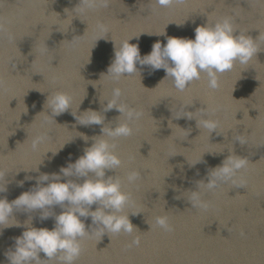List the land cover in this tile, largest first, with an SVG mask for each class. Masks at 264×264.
Here are the masks:
<instances>
[{
    "label": "water",
    "instance_id": "water-1",
    "mask_svg": "<svg viewBox=\"0 0 264 264\" xmlns=\"http://www.w3.org/2000/svg\"><path fill=\"white\" fill-rule=\"evenodd\" d=\"M78 3L0 0V22L6 29L0 35V170L5 174L0 187L5 184L7 188L0 198L11 202L34 187L38 175L59 174L61 167L83 155L92 137L102 134L101 127L124 122V117L116 120L120 113L115 108L103 111L113 88H120V103L143 115L132 125L133 135L109 141L116 144L122 165L115 172L106 171V178L119 177L122 190L131 194L124 214H130L138 231L105 235L102 240L95 236L84 239L75 264H194L264 193V40H256L259 52L247 65L236 64L220 76L215 91L202 76L178 92L171 80L162 81V69L152 71L139 64L140 76L133 74L119 82L100 75L106 74L114 59V44L118 47L133 38L129 43L137 44L143 57L157 40L162 46L166 43L165 36H158L166 26V36L194 39L196 26L227 16L238 32L255 40L264 35V3L185 0L160 8L152 0H111L107 8L84 14L73 10ZM98 22L107 26L106 35L97 28ZM57 92L68 94L71 104L68 111L51 119L44 103ZM198 109H207L204 118L218 121L216 132L198 129L195 120L177 119L187 112L200 119ZM88 110L99 113L103 125L78 124L81 117L87 118ZM80 133L89 137L87 143ZM38 137L43 139L33 150L32 142ZM238 138L244 142L239 143ZM230 154L248 161L237 177L243 186L222 183L211 192L201 187V200L210 206L207 210L193 207L190 191L197 190L198 181L207 183L209 170L220 166ZM132 170L140 173V179L129 184L126 175ZM26 176L32 179L26 180ZM20 181L22 186H18ZM76 182L82 183V179ZM95 209L93 205L90 210ZM51 210L57 215L62 211L59 206ZM136 212L140 214L131 215ZM12 215L8 224L17 221L21 227L0 230V264H9L5 252L13 248L14 238L22 234L24 223L27 226L31 218L32 227H54L52 218L39 220V210H14ZM157 216H167L174 230L154 227ZM81 219L87 230L91 218ZM135 237H139V245L129 247Z\"/></svg>",
    "mask_w": 264,
    "mask_h": 264
},
{
    "label": "clouds",
    "instance_id": "clouds-1",
    "mask_svg": "<svg viewBox=\"0 0 264 264\" xmlns=\"http://www.w3.org/2000/svg\"><path fill=\"white\" fill-rule=\"evenodd\" d=\"M152 2L156 7L168 8L183 4L185 0H152ZM258 2L264 3V0H258ZM110 3L111 0H79L73 10L84 14L98 7L107 8ZM184 23L177 26H183ZM166 27L158 35L165 36L166 43L162 46L157 40L153 43L150 53L143 57L140 55L139 46L129 43L133 38L123 41L118 47L114 44V59L107 68L106 74L102 73L100 78L107 76L114 82H119L122 78L133 74L140 76V69L137 68L139 64L148 66L152 71L162 69L165 72L162 81L171 80L173 88L178 92H184L192 83L200 81L202 76L206 77L207 87L215 91L220 87V76L232 71L236 64L247 65L259 52L256 40H264V35L253 40L246 33L238 32L232 18L227 16L211 24L206 21L205 24L196 26L194 39L166 36ZM97 28L105 35L108 32L107 26L103 23L98 22ZM5 32L4 24L0 22V35ZM8 39L9 41L14 39L12 34H8ZM100 39L103 38H98L97 41ZM121 95L120 88H113L112 99L107 101L103 111L107 112L115 108L120 113L116 120L119 121L121 117H124V122L117 123L115 127H101L102 134L92 137L93 142L90 147L83 150V155L74 163L61 167L59 174L38 175L35 178V186L21 193L11 202L6 198H0V226H4L0 227V230L13 226L21 227L17 221L14 224H8L9 219L13 218L14 210H22L26 213L39 210L40 221L54 219V227L51 230L32 227V218L30 221L28 219L27 226L25 223L23 225L25 230L20 236L14 238L13 248L5 252L9 264H49V262L75 264L82 254L81 242L84 239L95 236L102 240L105 235L108 237L121 233L131 235L134 229L138 231L130 222V214H124L125 208L131 202V194L122 190V181L119 177L107 176L106 178V171L115 172L122 165L121 159L115 153L116 144L109 141L133 135L132 125L143 115L141 111L120 103ZM70 104L71 97L68 94L57 92L50 97L47 96L44 108L47 106L53 119L52 117L68 111ZM197 111L201 114L200 119H196L193 112H187L186 115L177 119L184 117L195 120L198 129H206L209 134L216 132L218 121L204 118L208 115L207 109ZM85 113L89 115L86 119L81 117L79 122L74 117L78 124L103 125L104 118H101L99 113L92 110ZM190 131V129L186 131L187 135ZM79 137L86 143L89 140V137L81 133ZM42 139L43 137H38L32 142L33 150L37 149ZM238 141L244 142L240 138ZM57 152L52 154L55 155ZM247 164L246 158L230 154L220 166L209 170L207 183L198 181L197 190L190 191L191 205L202 210H207L210 206L208 202L201 200L199 191L201 187L209 192L214 191L222 183H232L234 186L242 187L237 177ZM35 171H38V167ZM4 175V172L0 170V178ZM62 177L65 178V182H60ZM72 177H75V180L71 179ZM25 179L30 180L32 177L26 176ZM81 179L82 183L76 182ZM138 179H140V173L136 170L129 171L126 175L129 184L135 183ZM45 183L46 186H44ZM22 185L23 181L18 182V186ZM6 191L4 184L0 187V193ZM93 205H96L94 211L90 210ZM53 206H59L62 209L60 214L57 215L51 210ZM138 214L140 213L136 212L131 215ZM89 217L92 225L86 230L81 218ZM154 227L165 232L174 230L167 216H157ZM139 243V237H135L129 247L138 246Z\"/></svg>",
    "mask_w": 264,
    "mask_h": 264
}]
</instances>
